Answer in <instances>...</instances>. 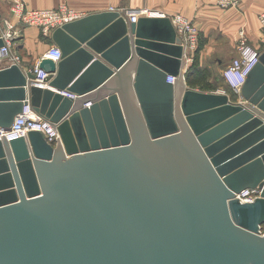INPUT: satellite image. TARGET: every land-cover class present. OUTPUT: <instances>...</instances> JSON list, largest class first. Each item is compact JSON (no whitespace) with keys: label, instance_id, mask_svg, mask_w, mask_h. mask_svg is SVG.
<instances>
[{"label":"water","instance_id":"1","mask_svg":"<svg viewBox=\"0 0 264 264\" xmlns=\"http://www.w3.org/2000/svg\"><path fill=\"white\" fill-rule=\"evenodd\" d=\"M51 38L43 76L0 67V131L29 104L55 132L0 137V264H264V49L235 102L186 85L168 16L108 9Z\"/></svg>","mask_w":264,"mask_h":264},{"label":"built area","instance_id":"2","mask_svg":"<svg viewBox=\"0 0 264 264\" xmlns=\"http://www.w3.org/2000/svg\"><path fill=\"white\" fill-rule=\"evenodd\" d=\"M9 9L12 15L15 17L17 24L36 26L40 29L43 35H48L54 28L61 25L64 22H68L77 19L84 15L82 11H79L67 4H60L55 8L48 9H34L26 7V0H8ZM214 3L220 8L236 7L240 0H213ZM129 21H136L137 17L141 15L148 16H168L177 32L180 36L183 46L186 49V54L193 49L198 41V28L192 19L187 16L175 13L167 15L163 11L157 9L148 8H133L121 10ZM259 21L264 24V11L259 15ZM4 39V45L0 47V59L9 60L10 63L18 62V56L12 52L11 45L16 37V34L11 31H5L2 34ZM237 51L238 56L224 69V74L231 80L233 89L240 91V86L244 81L247 72L251 69L254 63L257 61L260 51H257L254 46L249 43L248 35L244 26H241L237 31ZM185 54V55H186ZM60 55V51L57 47L47 51L45 57H50L56 60ZM38 76H43L45 73L42 70H38L37 66L34 68ZM37 84L42 85L41 79L35 80ZM222 92V91H220ZM69 95V94H67ZM50 121L42 118L36 113L29 104L23 106L22 111L17 114L11 125L6 130L0 131V137L2 134L7 139H11L17 136L24 135L31 130L40 131L46 140L52 144L55 142V132L52 130ZM258 189H245L239 193H235L234 196L240 201H251L259 194ZM262 232V231H261Z\"/></svg>","mask_w":264,"mask_h":264},{"label":"crops","instance_id":"3","mask_svg":"<svg viewBox=\"0 0 264 264\" xmlns=\"http://www.w3.org/2000/svg\"><path fill=\"white\" fill-rule=\"evenodd\" d=\"M64 3L82 11L84 15L108 9L148 8L163 11L167 15L183 14L192 21L194 19L199 27L206 19L223 25L227 31L233 30L242 23L247 28V35L249 33V43L252 46L260 44L257 39L259 30L255 19L264 11V0H240L235 8L229 10L218 7L213 0H26V7L48 9ZM0 20L7 31L16 34L11 49L19 56L17 63L24 70L34 69L47 51L56 47L51 33L43 35L36 26L17 24L10 12L8 0H0ZM9 63V60L0 59V67Z\"/></svg>","mask_w":264,"mask_h":264},{"label":"rangeland","instance_id":"4","mask_svg":"<svg viewBox=\"0 0 264 264\" xmlns=\"http://www.w3.org/2000/svg\"><path fill=\"white\" fill-rule=\"evenodd\" d=\"M231 8H223L229 10ZM216 18V16H215ZM198 28V41L196 46L184 55L186 62L185 72L191 73L194 81L187 85L189 88L203 92L226 93L232 101H241L240 91H236L229 85V80L223 73L224 69L238 56L237 31L244 24L240 23L233 30L227 31L223 25L213 20L206 19L201 25L193 19ZM257 23V39L259 46H254L257 51L264 48V24H261L259 17ZM247 27V26H246ZM247 31V28H245ZM249 37V33H248ZM16 54V53H15ZM18 56V55H17ZM19 57V56H18ZM264 234V223L260 229Z\"/></svg>","mask_w":264,"mask_h":264},{"label":"trees","instance_id":"5","mask_svg":"<svg viewBox=\"0 0 264 264\" xmlns=\"http://www.w3.org/2000/svg\"><path fill=\"white\" fill-rule=\"evenodd\" d=\"M184 75H185V82L187 85L191 84L194 81V79L191 77V73L185 72Z\"/></svg>","mask_w":264,"mask_h":264},{"label":"clouds","instance_id":"6","mask_svg":"<svg viewBox=\"0 0 264 264\" xmlns=\"http://www.w3.org/2000/svg\"><path fill=\"white\" fill-rule=\"evenodd\" d=\"M229 85H230L231 87H233V84H232V82H229Z\"/></svg>","mask_w":264,"mask_h":264},{"label":"bare ground","instance_id":"7","mask_svg":"<svg viewBox=\"0 0 264 264\" xmlns=\"http://www.w3.org/2000/svg\"><path fill=\"white\" fill-rule=\"evenodd\" d=\"M263 49H264V48H263ZM263 49H262V50H263ZM241 103H243V102H241Z\"/></svg>","mask_w":264,"mask_h":264}]
</instances>
